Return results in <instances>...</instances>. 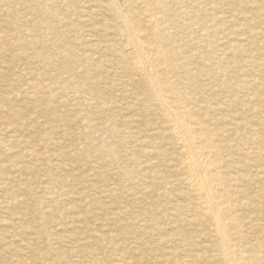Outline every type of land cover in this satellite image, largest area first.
<instances>
[{
	"label": "bare ground",
	"instance_id": "obj_1",
	"mask_svg": "<svg viewBox=\"0 0 264 264\" xmlns=\"http://www.w3.org/2000/svg\"><path fill=\"white\" fill-rule=\"evenodd\" d=\"M86 1L94 3L97 10L106 13L108 21L105 24L93 23L92 27L97 31L98 38L85 48L91 62H87L83 66L82 62L84 61L75 58L74 65L77 64L78 68L83 70V74H80L76 79H63L64 83L59 87L52 80V78L57 79L58 75H51L50 69L54 66L56 69L59 68L58 63L55 62L58 57L68 59L74 56V52L70 45H60L58 28L61 27L60 24L64 19L60 18L57 10L52 8L56 0H49L45 3L42 0H21V2L0 0V15L3 14L7 17L8 29L32 36L33 45L37 46L36 55L40 57L42 79L38 81L36 87L43 89L44 86H49L51 89L54 88L53 91H58L62 86L67 85L79 97L74 106L80 107L95 101L105 104L102 99L104 95H102L98 84L100 82L108 84L107 70L104 67L106 65L115 69L114 72L118 76H125L126 80H121L120 83L123 88L129 85L134 87L133 79L139 80L140 88L135 87L138 96L134 99L133 108L140 116V120L144 121L148 114L144 100L150 102L159 122L153 127L155 129L151 132L153 137L142 138L139 141L140 148L137 152L138 156H149L152 164L159 167L150 174L152 181L150 185L162 190L164 195L179 190L183 199L182 203L171 204V209L175 215L182 214L183 218L180 220H186V222L190 220L189 217H186L188 213L190 217L193 216L198 220L203 228L201 229L203 237L209 241L200 249L208 248L214 257L215 264H264V208L262 207L264 206V194L261 193L264 191V114L260 112L261 108L264 109V79L261 82L256 78L258 74L254 76L247 70H254V73L261 74L262 78L264 76V46H262L263 44L261 46L254 44L252 37V32H255L256 36H259L258 38L264 42V33L259 32V26L255 24L256 18L262 16L264 25V0ZM31 4H34L35 7ZM249 4H251L250 8H254L251 11L253 15L251 13L250 15L242 14L241 6L249 7ZM225 5L232 6L230 11L235 9L240 13L237 19L231 13L227 15L226 10L222 8ZM72 9L74 11V8ZM84 10L89 11L88 9ZM224 12L226 15L223 14ZM21 17H29L35 21L33 20L32 24L27 20L21 22ZM242 23L247 25L246 32H242L240 26ZM242 35L244 38L239 41V37ZM21 48L26 49L27 47L22 44ZM14 56L11 55L12 58ZM232 62L237 65L236 72H233L234 70L231 68ZM243 73L246 75L244 78L241 77ZM248 74L252 78H247ZM217 76H221V79ZM202 79H205L206 82ZM256 79L259 82H256ZM253 82L255 83L253 84ZM254 85H256L255 91L248 95V88L254 90ZM215 88L227 90L224 103L214 96ZM242 88H246L247 91H242ZM197 92H201V97ZM205 92L209 94L204 95ZM14 94L16 93L14 92ZM25 94L27 93L25 92ZM246 96H252V99H256L257 103L254 104L249 100L242 102L244 99L241 98V100L240 97ZM48 99L49 97L43 94L40 98H36V102L44 103ZM238 105L244 109H239ZM2 107L0 104V112L4 111ZM25 109V103H18L15 107H10L15 118L4 116V119L8 120L11 126L16 127L20 123L16 117L21 116ZM100 110L102 107L97 111ZM244 111H251L253 114L247 118ZM32 114L37 118H43L46 113L34 110ZM51 115L54 120H58L57 111H51ZM92 115L86 113L82 116L77 111H72L67 113L65 124L75 123L80 128L81 121L79 120L89 121ZM99 115L105 121L111 122V116ZM4 119H1L2 122ZM250 119L255 120L254 124L250 122ZM131 121L133 120L125 117L122 125H125L126 128L123 127L124 129L118 131L108 122L104 124L103 128L110 136L119 137L120 141H123L125 133L132 135L136 133V129L133 130L129 126L128 122ZM36 122L38 123V121ZM258 124L261 125V128L256 127ZM40 126L43 130L47 129L44 123H40ZM239 130L242 132L238 142L230 143L233 140V135ZM43 135L44 133L39 132L35 139L41 141ZM88 136L89 134L86 138ZM88 140L86 139L85 150L90 148ZM2 142L0 140V151H3L1 149L4 145ZM240 147L245 150L240 156H236L235 150ZM70 148L75 151L76 143L72 142ZM85 150H77L76 156L84 157L83 159L89 163ZM29 153L33 155L31 152ZM62 155H67V152L62 151ZM2 156H4V152H2ZM22 156L24 155L22 154ZM19 157L21 154L17 159ZM104 159L100 156L96 161L97 165L102 166L105 162ZM30 165L28 164L26 167L29 169ZM116 165L118 169L114 171V174L118 180L123 182L122 185L136 182L133 172L137 173V176L140 172L133 169L135 166L127 168L125 164ZM33 178L34 175H32ZM76 178L70 175V179L65 177L52 179L44 182L42 187L44 192H47L50 190L49 185L54 184V187L58 186L55 188L58 191L72 192L71 185H74V182L70 181ZM168 178L171 179L170 182ZM2 184L6 185V182L3 181ZM6 187L11 188L10 184ZM11 191L8 194L9 197L16 200L18 194L13 192V188ZM251 213L253 217L250 218L248 215ZM179 235L192 237L194 234L188 232V235L185 233ZM68 238L70 237L68 236ZM161 239L158 237V240ZM191 239L184 238L186 242L183 243L193 249L198 243L191 242ZM116 241L118 240L116 239ZM123 252H127V250L124 248ZM140 253L139 259L143 257V250ZM201 253L193 254L200 256ZM174 256L172 254L171 258ZM171 258L170 260L165 259V263L189 264L188 262L184 263L182 258ZM124 259L127 260V258ZM134 261L138 264L137 260ZM141 262L148 264L145 260ZM110 263L112 264V262ZM0 264H9V262L1 260ZM22 264H26L25 259Z\"/></svg>",
	"mask_w": 264,
	"mask_h": 264
},
{
	"label": "rangeland",
	"instance_id": "obj_2",
	"mask_svg": "<svg viewBox=\"0 0 264 264\" xmlns=\"http://www.w3.org/2000/svg\"><path fill=\"white\" fill-rule=\"evenodd\" d=\"M17 1L21 2V0ZM42 1L44 3L49 2V0ZM31 5L35 7L34 4ZM53 6L52 8L57 10L59 17L64 19L63 23L60 24L61 27L58 28L60 45H70L74 52V56L68 59L58 57L55 62L58 63L59 68L56 69L54 66L52 67L54 69H50L51 75H58L57 79L52 78V80L60 87L64 83L63 79H76L80 74H83V70L78 68L77 64L74 65L75 58L84 61L82 62L83 66L87 62H91L85 48L98 38L97 31L92 27L93 23L105 24L108 21V16L102 10H97L94 3L86 0H56ZM231 7L225 5L222 8L226 10L227 15L231 13L237 19L240 13L235 9L230 11ZM247 7V5H242L241 13L253 15L251 11L254 8H250L251 4ZM84 9L89 11L86 12ZM223 14L226 15L225 12ZM6 19L7 17L3 14L0 15V104L4 110L0 112V140L4 144L1 147L3 151H0V261L7 260L9 264H22L23 259L26 260V264H111L110 262L112 264L125 262L136 264L134 260H137L138 264H142L141 261L145 260L148 264H166L164 260H170L171 255L174 254L175 256L171 259L179 257L184 263L215 264L211 251L208 248L200 249L209 241L203 237V230H201L203 228L198 220L193 216L190 217L189 213L186 217H189L190 220L187 222L180 220L183 218L182 214L175 215L171 209V204L182 203L183 199L179 190L164 195L162 190L150 185L152 183L150 174L159 167L152 164L149 156L137 155L138 148H140L139 141L142 138L153 137L151 135V132L155 131L153 127L159 123L154 115V107L150 106V102L144 100L148 113L144 121L140 120V116L133 108L134 99L138 96L135 87L140 86L139 80L133 79L134 87L129 85L123 88L120 83L121 80H126L125 76H118L114 72L115 69L106 65L104 67L107 70L108 84H101V82L98 84L102 90V95H104L102 99H104L105 104L95 101L76 107L74 103L79 97L77 93L68 88L69 86H62L58 91H53L54 88L51 89L49 86H44L43 89L36 87L38 81L42 79V67L39 61L40 57L36 55L37 46L33 45L34 39L30 35L8 29ZM26 20L31 24L35 21L29 17H21L20 19L21 22ZM256 20L255 24L261 28H258L259 32L264 33L263 17L258 16ZM240 26L242 32L247 31V25L242 23ZM252 33L254 44L260 46L263 44L262 46H264V42L258 38L259 36H256L255 32ZM243 38V35L240 36L239 41ZM21 43L27 48L22 49ZM11 55L15 56L12 58ZM231 65L233 72H236L237 65L234 62ZM78 69L80 70L78 71ZM247 70L254 76L258 74L256 78L261 82L264 79V76L262 78V75L254 73V70ZM244 74L241 75L242 78L246 77ZM16 78L18 80H15ZM217 78L221 79V76H217ZM247 78L252 77L248 74ZM259 80L256 79V82ZM202 81L206 82L205 79ZM255 87L256 85H254V90L251 88H248L249 91L246 88L241 90L247 91L250 95L249 93L255 91ZM215 89L214 96L221 103H224L227 90L225 88ZM43 94L49 97L48 101L37 103L36 98H40ZM200 94L201 92L198 93V96L201 97ZM207 94L209 93H204V95ZM240 99L242 102L249 100L254 104L257 103L256 99H252V96L240 97ZM18 103H25L26 109L21 116L16 117L20 123L14 127L9 124L8 120L4 119V116L15 118L10 107H15ZM100 104L101 106H98ZM101 107L102 110L97 111ZM238 108L244 109L241 105H238ZM34 110L44 111L45 117L37 118L32 114ZM263 110V108L260 109L262 114H264ZM51 111H57L58 120H54ZM72 111H77L82 116L86 113L94 114L89 121L79 120L81 121L79 128L75 123L65 124L67 113ZM244 113L247 118L253 114L251 111H244ZM99 114L111 116V122L100 118ZM125 117L133 120L128 123L131 129H136L135 134L125 133L123 141H120L119 137H112L104 130V124L107 122L116 127L117 131L124 129L125 125L122 124ZM1 119H4L5 123ZM41 120L46 121L42 122ZM23 122L25 124H22ZM250 122L254 124L255 120L250 119ZM40 123H44L47 129L43 130ZM258 125L256 127L261 128V125ZM39 132L44 133L41 141L35 139ZM241 132V130L237 131L230 143L238 142ZM88 134L89 136L86 138ZM86 139H89L90 143V148L87 150H85ZM72 142L77 145L75 151L70 148ZM77 150L86 151L89 163L83 159L84 157L78 158L80 156H76ZM244 150L243 147L236 148L235 155L240 156ZM62 151H66L67 155H62ZM2 152H4V156H2ZM20 154L21 157L17 159ZM100 156L105 158L102 166L97 165L96 162ZM115 163L125 164L127 168L135 166L133 169L140 172L138 176L137 173L133 172L136 182L122 185L123 182L118 180L114 174V171L118 169ZM28 164H31L29 169L26 167ZM162 171L164 172L163 169ZM32 175H34L33 179ZM70 175L77 177L70 181L74 182V185H71L72 192L68 190L66 192L65 190L58 191L55 189L58 186L54 187V184L49 185L50 190L44 192L42 187L44 182L63 177L70 179ZM168 179L170 182L171 179ZM3 181L6 182V185L2 184ZM9 184L14 189L13 192L18 194L16 200H12L8 195L12 192L11 188L6 187ZM261 193L264 194V191ZM262 207L264 208V206ZM248 216L251 218L253 214ZM161 231L166 232V234ZM182 232L187 235L190 232L194 235L192 237L179 235L183 234ZM158 237L162 239L158 240ZM184 238H192L191 242L198 244L190 249L183 243L186 242ZM124 248L127 252H123ZM141 250H143V257L139 259ZM199 252H202L200 256H194L193 253ZM179 254L180 256H178Z\"/></svg>",
	"mask_w": 264,
	"mask_h": 264
}]
</instances>
